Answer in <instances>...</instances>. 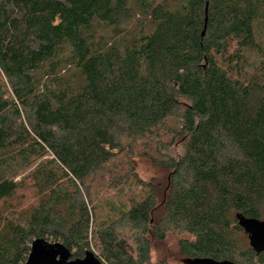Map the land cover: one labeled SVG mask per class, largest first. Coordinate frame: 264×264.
<instances>
[{
  "label": "trees",
  "instance_id": "16d2710c",
  "mask_svg": "<svg viewBox=\"0 0 264 264\" xmlns=\"http://www.w3.org/2000/svg\"><path fill=\"white\" fill-rule=\"evenodd\" d=\"M261 29L264 0H0V264L37 238L105 264H264L235 217L264 220ZM122 155L109 185L145 195L96 201Z\"/></svg>",
  "mask_w": 264,
  "mask_h": 264
},
{
  "label": "water",
  "instance_id": "95a60500",
  "mask_svg": "<svg viewBox=\"0 0 264 264\" xmlns=\"http://www.w3.org/2000/svg\"><path fill=\"white\" fill-rule=\"evenodd\" d=\"M204 34V31L202 32ZM238 224L248 235L249 243L255 252L264 249V220L246 217L236 213ZM71 251L60 242H50L43 238L34 239L24 264H105L91 250H86L81 258H71ZM185 264H236L230 260H215L209 257H192Z\"/></svg>",
  "mask_w": 264,
  "mask_h": 264
},
{
  "label": "rangeland",
  "instance_id": "374dc122",
  "mask_svg": "<svg viewBox=\"0 0 264 264\" xmlns=\"http://www.w3.org/2000/svg\"><path fill=\"white\" fill-rule=\"evenodd\" d=\"M135 24L134 20L129 21L125 26L133 28ZM138 27V26H137ZM136 27V28H137ZM258 40L260 43L264 44V29H261L260 35L258 37ZM249 59L256 58L253 53L247 54ZM136 160L135 164V170L137 172V175L139 177H142L145 182L146 181H155V182H161L163 179V172L160 169L158 165H154L148 158L143 156H135L133 157ZM127 156H120L119 160L113 161L109 164L108 167H106V170L102 172V176L98 177L100 180L97 181V183L93 186L92 192L94 195V198L96 201H107V200H113L114 202L118 203H127L128 197H134L135 199L139 200L143 198V195H145V190L142 186H138L131 179L128 181H125L123 183L122 187H124V191L122 194H118L116 190L110 186L109 179L112 176V174H120V170H123L124 173L127 171ZM115 162V163H114ZM115 166V168L111 169L109 172L107 171L110 169L111 165ZM31 169H29L30 171ZM28 171V172H29ZM27 171L22 173L17 177V180L20 178V176H24ZM129 185H131V189H129ZM174 242L175 238L168 237L164 243H158L156 242L153 249H152V259L157 260L161 257V254L166 250L167 252L174 251ZM93 251V250H92ZM94 252V251H93ZM95 253V252H94Z\"/></svg>",
  "mask_w": 264,
  "mask_h": 264
}]
</instances>
